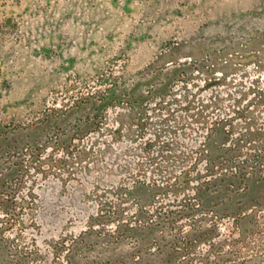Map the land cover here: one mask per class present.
I'll use <instances>...</instances> for the list:
<instances>
[{
    "label": "rangeland",
    "instance_id": "obj_1",
    "mask_svg": "<svg viewBox=\"0 0 264 264\" xmlns=\"http://www.w3.org/2000/svg\"><path fill=\"white\" fill-rule=\"evenodd\" d=\"M16 10L0 264H264V0Z\"/></svg>",
    "mask_w": 264,
    "mask_h": 264
},
{
    "label": "trees",
    "instance_id": "obj_2",
    "mask_svg": "<svg viewBox=\"0 0 264 264\" xmlns=\"http://www.w3.org/2000/svg\"><path fill=\"white\" fill-rule=\"evenodd\" d=\"M40 1L41 0H0V33H2L4 30L13 31L11 29V25L9 24V21L12 18H16L15 13L21 14L23 12V11L20 12V11L16 10L18 7H20L24 3L31 4V3H38ZM31 161H33V160H31ZM34 162H36V161H34ZM16 170L18 171V169H16ZM6 179L7 178L5 176L4 177L0 176V188L9 187L8 182H6ZM0 193H2L1 189H0ZM6 224L11 225L12 224L11 219H8Z\"/></svg>",
    "mask_w": 264,
    "mask_h": 264
}]
</instances>
